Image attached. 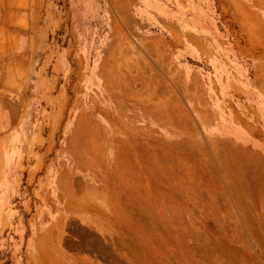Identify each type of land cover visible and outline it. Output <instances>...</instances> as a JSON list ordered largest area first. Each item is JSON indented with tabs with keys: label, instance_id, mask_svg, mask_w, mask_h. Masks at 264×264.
I'll return each instance as SVG.
<instances>
[{
	"label": "rangeland",
	"instance_id": "rangeland-1",
	"mask_svg": "<svg viewBox=\"0 0 264 264\" xmlns=\"http://www.w3.org/2000/svg\"><path fill=\"white\" fill-rule=\"evenodd\" d=\"M223 99L264 129V0H0V264H264Z\"/></svg>",
	"mask_w": 264,
	"mask_h": 264
},
{
	"label": "crops",
	"instance_id": "crops-1",
	"mask_svg": "<svg viewBox=\"0 0 264 264\" xmlns=\"http://www.w3.org/2000/svg\"><path fill=\"white\" fill-rule=\"evenodd\" d=\"M224 106L218 108L216 113H220V108H223V116H224V127L225 131H227V136L229 139L234 140L238 146L249 144L253 147H255V152L258 155H261V153L258 151V149H263L264 145V129L262 130L257 124L252 123L250 120H247L248 118L243 117V114L241 115L237 113L235 108H232L229 106L227 110L226 106V99H223ZM195 107V104H194ZM201 123L204 124L207 121V117L201 112L199 113V110H197ZM225 112H228L226 115ZM243 117V118H242ZM250 119V118H249ZM234 143V142H233ZM11 147L9 150H7V156L6 161H8L15 153H11ZM245 148V147H242ZM260 150V151H261Z\"/></svg>",
	"mask_w": 264,
	"mask_h": 264
}]
</instances>
